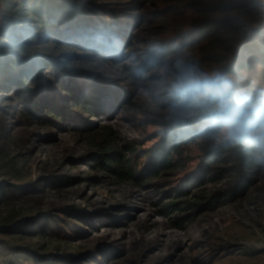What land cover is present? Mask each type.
<instances>
[{
	"label": "rangeland",
	"instance_id": "rangeland-1",
	"mask_svg": "<svg viewBox=\"0 0 264 264\" xmlns=\"http://www.w3.org/2000/svg\"><path fill=\"white\" fill-rule=\"evenodd\" d=\"M68 1L107 28L108 41L99 36L105 45L94 51L37 40V50L57 63L29 82L33 92L0 75V264L14 262L12 249L24 247L49 264H264V158L243 150L239 159L234 147L219 148L215 177L190 188L181 210L168 215L160 210L173 201L179 178L214 149L196 142L198 122L181 152L193 160L146 186L93 166L109 134L150 146V136L169 126L168 98L152 104L139 92L161 57L181 55L208 72L233 74L248 90L264 89V0ZM19 2L0 0L3 70L20 55L13 39L34 25ZM75 94L88 96L96 112L71 101ZM94 96L101 102L88 99ZM197 197L212 199L199 215L189 208ZM17 258L36 264L22 253Z\"/></svg>",
	"mask_w": 264,
	"mask_h": 264
},
{
	"label": "trees",
	"instance_id": "trees-1",
	"mask_svg": "<svg viewBox=\"0 0 264 264\" xmlns=\"http://www.w3.org/2000/svg\"><path fill=\"white\" fill-rule=\"evenodd\" d=\"M19 4L22 7L21 11L24 12L23 16L28 21L33 22L34 25L20 39H13V45L15 49L19 50L20 55L4 61L3 68L5 69H0V75L9 74L8 80L20 92H33L29 82L42 80V68L54 67L57 63V58L54 55L47 52L41 53L40 50H37V47L34 46L37 40L42 44L47 43L56 47L59 43L75 44L85 50L94 51H100L105 45V42L101 41V36L108 41L106 37L110 31L91 23L90 17L68 0H56L54 2L20 0ZM217 23L226 24L227 21H217ZM241 66L249 68V63L243 62ZM87 97L84 94H75L70 100L76 101V104L85 110L96 112L91 108V101L87 100ZM98 98V96H94L88 99L101 102ZM66 109L70 110V105H66ZM191 133L190 129L185 132H178L169 125L166 129H160L150 136L151 139L149 140L153 142L150 146H146L145 141L119 142L115 134H109L101 143L99 152L94 155L93 166L96 170L117 181H129L140 186H146L149 184V180L168 172L181 162L193 160L190 157H183L181 153L182 146L188 143ZM223 147L230 146L219 145L208 153H204L199 157L198 164L179 178L177 186L170 193L172 196L170 198H173V201L163 205L160 210L162 214L168 215L181 210L179 207L181 199L189 194L190 188L203 185L208 178L215 177L211 164L218 160L219 148ZM234 148L238 153V158L241 159L243 150ZM8 187L16 188L15 185H8ZM0 190L3 195L6 189L4 186H0ZM168 194L169 192L166 193V196ZM211 200V198L197 197L195 202L189 204V208L195 207L196 214L199 215L211 203ZM189 218L191 216L183 218L178 224H183ZM12 250L15 254V264H20L19 257L17 258L20 253L36 264H49L51 262L47 256L29 247ZM56 258L60 262L67 260V256L64 254L56 255ZM14 262L9 264H14Z\"/></svg>",
	"mask_w": 264,
	"mask_h": 264
},
{
	"label": "clouds",
	"instance_id": "clouds-1",
	"mask_svg": "<svg viewBox=\"0 0 264 264\" xmlns=\"http://www.w3.org/2000/svg\"><path fill=\"white\" fill-rule=\"evenodd\" d=\"M139 92L149 103L168 98L164 120L178 132L198 122L196 142L237 147L264 158V89L248 90L233 74L208 72L177 55L154 62Z\"/></svg>",
	"mask_w": 264,
	"mask_h": 264
}]
</instances>
